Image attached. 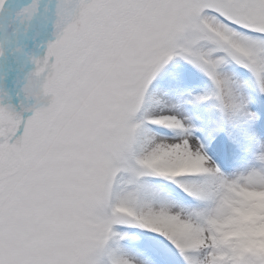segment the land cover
Returning a JSON list of instances; mask_svg holds the SVG:
<instances>
[{
  "label": "snow or ice",
  "instance_id": "1",
  "mask_svg": "<svg viewBox=\"0 0 264 264\" xmlns=\"http://www.w3.org/2000/svg\"><path fill=\"white\" fill-rule=\"evenodd\" d=\"M0 264H264V0H0Z\"/></svg>",
  "mask_w": 264,
  "mask_h": 264
}]
</instances>
